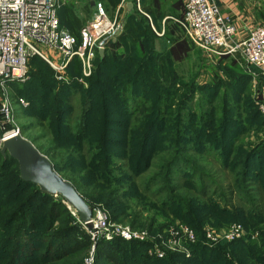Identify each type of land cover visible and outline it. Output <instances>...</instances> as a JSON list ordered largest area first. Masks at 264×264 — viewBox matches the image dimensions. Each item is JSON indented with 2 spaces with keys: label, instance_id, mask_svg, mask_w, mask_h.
I'll use <instances>...</instances> for the list:
<instances>
[{
  "label": "trees",
  "instance_id": "1",
  "mask_svg": "<svg viewBox=\"0 0 264 264\" xmlns=\"http://www.w3.org/2000/svg\"><path fill=\"white\" fill-rule=\"evenodd\" d=\"M104 1L111 9L120 2ZM90 6L86 0L81 14L72 2L57 10L60 27L77 44ZM125 10L118 35L102 56L95 53L86 85L78 80L77 56L66 66L68 80L61 82L43 58L33 55L28 79L11 83V95L28 101L18 115L36 117L46 132L42 135L48 134L36 147H45L56 172L89 205H103L111 221L160 235L176 220L182 222L196 235L195 241H185L190 253L157 256L150 241L93 242L64 200L23 180L17 161L6 152L0 153V264L58 262L91 243L93 264H264V117L258 108L264 101L255 102L248 92L253 78H264L262 71L235 52L217 57L201 82L182 81L173 64L176 36L167 19L161 32L156 17L150 20L134 4ZM73 96L80 102L75 117ZM249 131L257 137L244 144ZM209 151L233 175L226 197L219 193L223 189L210 188L206 172L190 160L191 152L205 156ZM178 171L186 174L182 185L188 190L174 183ZM155 195L162 199L154 200ZM228 221L241 223L248 233L208 245L207 222Z\"/></svg>",
  "mask_w": 264,
  "mask_h": 264
},
{
  "label": "built area",
  "instance_id": "2",
  "mask_svg": "<svg viewBox=\"0 0 264 264\" xmlns=\"http://www.w3.org/2000/svg\"><path fill=\"white\" fill-rule=\"evenodd\" d=\"M128 2L141 11L140 0H120L115 15L110 18L103 4L95 3L91 18L79 30L77 44L76 37L59 25L57 10L61 0H0V143L7 136L19 133L9 87L13 82L28 79L30 57L40 56L55 70L57 79L67 81L64 69L71 58L77 56L81 60L83 76H89L95 53L104 51L107 42L120 32L123 21L118 13L127 8ZM176 21L187 39L208 56L216 58L239 52L245 62L264 73L263 24L252 26L245 38L236 40L235 23L229 14L221 12L215 0H183L182 14ZM16 102L22 107L28 105L23 97H16ZM258 108L264 117V102L258 103ZM90 222L92 227L86 228L93 242L99 238L148 240L144 231H133L129 226L112 222L103 209H97ZM175 227L174 238L178 242L181 239L195 241L196 235L188 225L179 223ZM244 231L241 223L232 224L225 233L205 227V242L214 245L221 240L232 241L244 236ZM152 251L157 256H163L165 252L157 244L152 245ZM92 261L93 249L85 264H92Z\"/></svg>",
  "mask_w": 264,
  "mask_h": 264
},
{
  "label": "rangeland",
  "instance_id": "3",
  "mask_svg": "<svg viewBox=\"0 0 264 264\" xmlns=\"http://www.w3.org/2000/svg\"><path fill=\"white\" fill-rule=\"evenodd\" d=\"M61 2H62L61 6L65 5L67 2L68 3L72 2L73 5L75 6V12L78 14H81V9H82L83 5L85 4L86 0H61ZM98 2L103 4V6L106 9L107 14L110 18H112L113 15H115V9H111L110 7H108L104 0H91V6L89 7V16H88L86 21H88L91 18L92 14L94 12L95 3H98ZM179 5H180L179 3H176V5H173V6L178 9ZM61 6L58 9H60ZM125 11L126 10L124 8V9H121L120 12L118 13V15H120L122 21H123V18L125 16L124 15ZM140 12L147 15L143 11L142 8H141ZM169 13L171 14V16H170V18H167V24L169 23L173 27V32L175 33V36H176L175 37L176 38L175 43L173 44L174 50H173V55H172L174 68L176 70L175 72L178 73V75L182 76L181 77L182 81L191 82V80H193V82H201V80L206 78L204 70L206 71V68L212 70L214 68L216 58L208 56L200 48L191 44V42L187 39V37L185 36L184 32L182 31L180 25L176 21V19L180 18V14H179L180 12L178 13L177 10H175V8H172V10H169ZM59 19L61 22L60 13H59ZM167 24H166V26H167ZM153 28L155 29V27H153ZM157 33L160 34L159 32H157ZM232 54H236V53H232ZM240 56L241 55H235L236 58L240 57ZM27 69H28V66H27ZM64 73L66 74V68L64 69ZM221 76L227 77L223 73H221ZM263 76H264V73H263ZM66 77H68L67 74H66ZM84 78H85V76H83V74H82V66H81V76L78 78V80L80 82L83 81L86 85ZM56 79H57V77H56ZM257 79H258L257 77L253 78V80L249 83V91H248L251 93V98L254 99L255 102L264 101V78L262 80L259 79L260 82H258ZM57 80L61 81V82L63 81V80H59V79H57ZM19 83H23V82H19ZM9 88L12 92V87L10 86ZM219 96L220 97L217 100V104L221 103L222 94H220ZM12 100L14 101L13 104H14L15 124L17 125V127L19 129L18 134L21 135L22 137H24L25 139L29 140L40 153H42L43 155H45L49 159L48 155H46L44 152L45 147L43 145H42V148L44 150H42V148L41 149L37 148L38 145H41L45 142V138H46V136H48V134L42 135L43 132L44 133H46V132L42 126L40 127L39 125L36 124V121H37L36 117H34L32 115L26 116V117H20L22 115H18L19 114L18 111H19V107H22V106L16 102L15 98H12ZM72 104L74 105V109H75V111H74V117H75L76 112L78 110H80V102H79L78 96H75V97L73 96ZM220 105H217V106H220ZM24 128H25V130H24ZM259 135H261V133H259ZM34 136H36L35 141L33 140ZM256 137H257V135L254 131H249L243 137L244 144L253 143L255 141ZM36 145H37V147H36ZM189 155H190V160L195 165H198L200 169H203L206 172V176H205L206 178L204 180L207 184L210 185V188L214 189L215 187H217L218 191L223 189L219 193L222 194V196H224V197L228 196V191H229V188L231 187V184H232V179H233L232 176L233 175L230 174L229 172H227L226 170H223L220 167V165L218 163L219 160L217 158V155L211 151H209L205 156H200V155L194 154L193 152H191ZM182 167H183V165H182ZM154 170L151 169L149 172L144 173L143 177L151 175ZM174 176H175V182L174 183L176 185H178L182 190H188L185 187H183V185H182V183L184 182V176H186L184 171H178L176 174H174ZM193 178H194V181L198 180V176L197 177L193 176ZM63 179H65V178H63ZM65 180H67V179H65ZM153 189L151 191H153ZM250 196H254V195H250ZM155 199L160 201L162 199V195H155L154 200ZM238 201H239V194L236 193L232 202L236 204ZM64 202L66 203L65 200H64ZM244 202H245V200H244ZM66 205L68 206L67 203H66ZM89 206L91 207V217H93V215L97 209H103L108 213L107 209L101 204H96L94 206L89 205ZM70 209L72 210V213H74L77 216L78 220L81 223H83L80 220L77 212L73 208H70ZM112 222H114L115 224H122L123 226H129V228L133 231H137V232L144 231L146 233V235H148L147 241L152 242L151 244H153V243L157 244L158 246L163 248L164 251L184 252L187 255L190 253V248L186 244L185 241H183L181 239V241L178 242L174 238V236L177 232V231H175L176 230L175 226L179 225V223L181 225L184 224V223L179 222L177 220L175 221L176 223L174 222L175 223L174 225H171L169 228H167L164 231V233H162L161 235L155 234L154 232L150 233L146 227H132L128 223L116 222V221H112ZM234 223H239V222L228 221V223L226 225H221V226H216L213 223L207 222L205 227L212 228V229L218 230L222 233H225L228 231V229ZM262 227L264 228V225ZM244 230H245L244 234H246V232L248 233V231H246L245 228H244ZM253 235H256V234H253ZM94 246H95L94 243H91L90 246L88 248H86L83 253L81 251H79V252H77V254L66 256V258L64 260H61L58 262H48L46 264H85V259L89 256L92 249L94 251ZM81 253L83 254L82 257H81V255H79ZM77 255H79L80 260H79V257H76ZM92 264H93V261H92Z\"/></svg>",
  "mask_w": 264,
  "mask_h": 264
},
{
  "label": "water",
  "instance_id": "4",
  "mask_svg": "<svg viewBox=\"0 0 264 264\" xmlns=\"http://www.w3.org/2000/svg\"><path fill=\"white\" fill-rule=\"evenodd\" d=\"M131 2L127 3L130 7ZM103 50H99L102 56ZM6 152L17 161L20 177L38 186L44 192L54 196H61L70 208L79 215L87 228H91V207L75 190L73 185L63 179L53 168L50 160L40 153L35 146L19 134L2 140L0 153Z\"/></svg>",
  "mask_w": 264,
  "mask_h": 264
},
{
  "label": "crops",
  "instance_id": "5",
  "mask_svg": "<svg viewBox=\"0 0 264 264\" xmlns=\"http://www.w3.org/2000/svg\"><path fill=\"white\" fill-rule=\"evenodd\" d=\"M130 1V0H128ZM218 4L221 12L229 14L235 23L237 30L235 33V39L240 40L247 36L249 28L256 24L264 25V9L263 0H215ZM179 3L178 9L173 5ZM127 7V9H130ZM140 9L147 14L149 19L156 17L161 24V32H163V26L165 20L170 18L171 14L169 10L175 8L177 12L182 14L183 0H140ZM173 16V15H172ZM152 24V21H151ZM153 27V26H152ZM215 58V57H214ZM217 58V57H216Z\"/></svg>",
  "mask_w": 264,
  "mask_h": 264
},
{
  "label": "bare ground",
  "instance_id": "6",
  "mask_svg": "<svg viewBox=\"0 0 264 264\" xmlns=\"http://www.w3.org/2000/svg\"><path fill=\"white\" fill-rule=\"evenodd\" d=\"M11 136H13V135L7 136L6 138H9V137H11ZM6 138H5V139H6ZM2 140H4V139H2Z\"/></svg>",
  "mask_w": 264,
  "mask_h": 264
}]
</instances>
